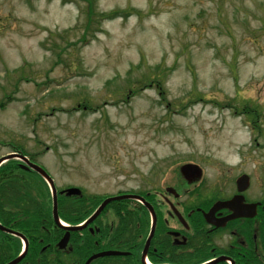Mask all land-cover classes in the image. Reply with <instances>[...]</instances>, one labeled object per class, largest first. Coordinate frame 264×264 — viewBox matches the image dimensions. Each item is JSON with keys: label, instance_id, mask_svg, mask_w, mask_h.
<instances>
[{"label": "rangeland", "instance_id": "374dc122", "mask_svg": "<svg viewBox=\"0 0 264 264\" xmlns=\"http://www.w3.org/2000/svg\"><path fill=\"white\" fill-rule=\"evenodd\" d=\"M88 1L0 0V159L91 202L165 192L187 162L241 164L259 194L264 0Z\"/></svg>", "mask_w": 264, "mask_h": 264}, {"label": "flooded vegetation", "instance_id": "af4514ba", "mask_svg": "<svg viewBox=\"0 0 264 264\" xmlns=\"http://www.w3.org/2000/svg\"><path fill=\"white\" fill-rule=\"evenodd\" d=\"M186 164L201 170L186 174ZM182 166L165 192L134 193V198L111 202L80 230L92 235L86 259L55 260L46 243L40 249L45 259L35 264H264V186L257 194V181L241 164L234 166L238 169L218 167L217 179H209L200 163ZM105 198L92 202L91 214ZM146 204L153 208L154 220ZM54 233L49 230L50 236ZM59 234L56 245L66 232ZM70 242L71 235L64 247L55 249L67 255L73 252Z\"/></svg>", "mask_w": 264, "mask_h": 264}, {"label": "trees", "instance_id": "16d2710c", "mask_svg": "<svg viewBox=\"0 0 264 264\" xmlns=\"http://www.w3.org/2000/svg\"><path fill=\"white\" fill-rule=\"evenodd\" d=\"M90 2L92 3L91 0L86 3ZM94 9L92 10L90 6L87 11H93L94 16ZM17 163L18 161L12 160L0 168V222L10 229L21 232L29 242L28 254L17 264H35V260L45 259L46 252L42 253L40 249L46 243H49L53 248L52 258L55 260L65 261L72 258L81 261L86 259L92 251V235L87 231L85 233L79 231L70 233V245L73 252L64 255L55 249L57 248L56 240L63 235L59 233L66 231L53 221L49 188L45 181L33 172H28V175L35 179L31 180L23 176L22 173L27 172L21 171ZM13 165L17 167H13ZM9 182L11 186L7 188L5 184ZM36 182L39 186L35 184ZM94 207L95 204L85 199L78 200V198L59 196L60 217L69 225H76L83 221L91 214ZM53 229L55 233L50 236L49 230ZM19 251V239L0 231V264L10 261ZM65 264L73 263L68 261Z\"/></svg>", "mask_w": 264, "mask_h": 264}, {"label": "water", "instance_id": "95a60500", "mask_svg": "<svg viewBox=\"0 0 264 264\" xmlns=\"http://www.w3.org/2000/svg\"><path fill=\"white\" fill-rule=\"evenodd\" d=\"M17 156V157H16ZM14 157H16L17 159H20L23 163H24V167L27 168V169H32L34 171H36L40 176H42L46 182L49 184L50 188H51V191H52V195H53V215H54V219L57 223H60L59 221V216H58V210H57V190L55 188V184L52 180V178L38 165L36 164H33L32 162H30L28 160L27 157L23 156V155H20V154H14V155H8L6 157H3L0 159V165L4 162V161H7V160H10V159H13ZM197 169H199L197 166H194V165H185L182 167V171L186 174H191L193 172L197 173ZM200 174L198 175L197 178H200ZM241 179H247L246 177H242ZM63 193H66L68 196H76V195H80L81 194V191L77 188H70V189H67L66 191L62 192L61 194ZM134 198V196H125V198ZM112 200H115V199H109V200H106L102 205L101 207L98 209V211L93 215L92 218H90L89 222L93 221L100 213L101 211L104 209V207ZM147 205V204H146ZM150 209L151 207L149 205H147ZM152 211V209H151ZM0 229L6 231V232H10V233H15L7 228H4L3 226L0 225ZM77 227H74V228H71V230H76ZM17 234L18 236H20L18 233H15ZM25 239V238H24ZM25 245H27V240L25 239ZM67 242V235L65 238L62 239V241L60 242V246H64ZM24 256L23 255H20L15 261L9 263V264H16L17 262L20 261V259ZM90 262V261H89Z\"/></svg>", "mask_w": 264, "mask_h": 264}]
</instances>
